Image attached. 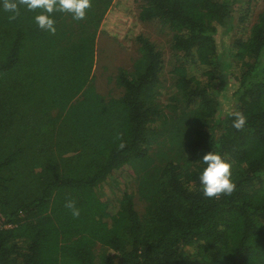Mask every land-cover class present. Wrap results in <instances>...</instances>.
Masks as SVG:
<instances>
[{"label":"trees","instance_id":"obj_1","mask_svg":"<svg viewBox=\"0 0 264 264\" xmlns=\"http://www.w3.org/2000/svg\"><path fill=\"white\" fill-rule=\"evenodd\" d=\"M114 2L55 13V34L0 5V264H264V0H134L168 37V77L144 35L129 66L105 65ZM211 150L230 195L201 191Z\"/></svg>","mask_w":264,"mask_h":264},{"label":"rangeland","instance_id":"obj_2","mask_svg":"<svg viewBox=\"0 0 264 264\" xmlns=\"http://www.w3.org/2000/svg\"><path fill=\"white\" fill-rule=\"evenodd\" d=\"M135 7L136 5L134 0H115L111 9L104 18L100 29V31L104 34L100 36L97 45L104 52L102 54H104L105 57V65L111 72L116 70L118 67L129 66L130 59L132 58L135 50V39L139 35H144L158 48V50L162 51L165 60L163 65V76L168 77V72L171 69L168 37L159 29L156 30L155 26L141 24L137 20ZM236 17H238V14H236ZM231 41L232 34L226 35L223 34V30L219 31L217 42L220 51L223 49V47L228 50L231 45ZM229 54L230 53H228V55ZM189 73L194 75L197 73V70L195 68H190ZM170 82V79L167 83L163 81L166 87L170 86ZM231 83H233L232 80ZM97 86L100 88V90L103 89L106 92V90H108L112 84H109L106 80H103L100 81ZM167 90L168 89H164V91L160 93V101L165 102L166 92L169 91ZM225 96L226 95L223 94L221 98ZM119 182L122 181L119 180ZM125 183L127 182L125 181ZM119 188H123L122 184ZM114 191L116 192L114 195L111 194L112 199H116L119 194L116 188Z\"/></svg>","mask_w":264,"mask_h":264},{"label":"clouds","instance_id":"obj_3","mask_svg":"<svg viewBox=\"0 0 264 264\" xmlns=\"http://www.w3.org/2000/svg\"><path fill=\"white\" fill-rule=\"evenodd\" d=\"M0 5L3 11L11 13L10 20L16 19L21 7L33 12L39 10V14L34 16V23L39 29L55 34V13L70 14L74 20H83L91 7V0H0ZM233 117L232 127L241 130L245 126L246 117L240 112L233 113ZM199 161L205 165L198 177L205 197L230 195L234 191L236 185L232 179V165L225 156L211 150L203 154ZM65 206L74 217L80 215V210L72 202Z\"/></svg>","mask_w":264,"mask_h":264}]
</instances>
